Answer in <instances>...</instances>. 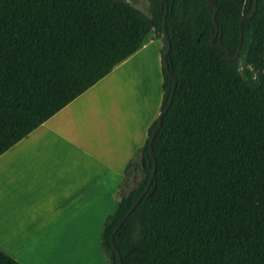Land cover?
I'll list each match as a JSON object with an SVG mask.
<instances>
[{
    "label": "trees",
    "instance_id": "trees-1",
    "mask_svg": "<svg viewBox=\"0 0 264 264\" xmlns=\"http://www.w3.org/2000/svg\"><path fill=\"white\" fill-rule=\"evenodd\" d=\"M146 14L128 1L0 0V156L135 54L154 32L168 49L161 0ZM166 27L177 79L172 105L129 162L117 211L104 225L107 264H264V0L243 24L239 59L211 45L208 0H167ZM215 44L234 57L240 20L255 0H213ZM163 64V112L173 80ZM141 170L134 187L131 171ZM115 256V258L113 257ZM0 264H21L0 250Z\"/></svg>",
    "mask_w": 264,
    "mask_h": 264
},
{
    "label": "crops",
    "instance_id": "crops-1",
    "mask_svg": "<svg viewBox=\"0 0 264 264\" xmlns=\"http://www.w3.org/2000/svg\"><path fill=\"white\" fill-rule=\"evenodd\" d=\"M147 37L107 77L0 156V250L17 262L86 264L96 251L94 263L105 264L98 247L105 222L118 209L127 166L145 146L163 102L162 95L125 151L123 120L107 107L124 95L109 82L146 50Z\"/></svg>",
    "mask_w": 264,
    "mask_h": 264
},
{
    "label": "rangeland",
    "instance_id": "rangeland-1",
    "mask_svg": "<svg viewBox=\"0 0 264 264\" xmlns=\"http://www.w3.org/2000/svg\"><path fill=\"white\" fill-rule=\"evenodd\" d=\"M127 1L144 13H149V2L147 0ZM147 39L146 50L134 62L131 61L125 65L109 82V84H114L117 87L119 94L124 95L121 99H117L116 103H112L113 107H107L110 112H113L114 109V114L116 113L123 120L121 136L124 135L123 145L125 151L128 144L135 146L137 139L143 134L145 123L149 120L150 115L155 114L157 110L155 108L159 106L162 95H164L163 43L162 41H157L152 33L148 35ZM151 40L155 42L153 45L150 43ZM107 90L109 93V89ZM141 176L140 169L137 172L132 170L129 181L125 186L134 187L140 181ZM98 247L104 257L105 264H107L101 238ZM93 250H95L94 246L92 247ZM95 252L91 253L90 261L86 259V264H95Z\"/></svg>",
    "mask_w": 264,
    "mask_h": 264
},
{
    "label": "water",
    "instance_id": "water-1",
    "mask_svg": "<svg viewBox=\"0 0 264 264\" xmlns=\"http://www.w3.org/2000/svg\"><path fill=\"white\" fill-rule=\"evenodd\" d=\"M116 1H127V0H116ZM161 1H162V6H163V8L165 10V15H164V33H165V38L167 40V45H168V49H167L166 53L163 55V64L165 66V69L170 74L168 56H169V54L171 52L172 45H171V40H170L169 35H168V31H167V27H166V21H167V17L169 15V12H170V8L171 7H170V5H169V3H168L167 0H161ZM212 1L213 0H208L207 1V7H208V9L214 11L213 21H214L215 28H216L215 35L211 39V45L214 48H220L223 51H225V53H226V61L227 62L231 63V62L237 61L239 59L240 52H241V47H242L243 40H244L243 24H244V22L252 19L254 17V15L256 14L257 7H258V0H255V5H254V8H253V11H252L251 15L244 16L240 20V44H239L238 52H237V54L234 57H232L231 51L226 46L221 45V44H215V40H216L218 34L220 33V35H222V30L220 29V27H219V25L217 23V20H216L219 9H218V7L216 5H214L212 3ZM232 1H234L235 3H243L244 2V0H232ZM170 77L173 80V88H172V92H171V96H170V102H169L168 106L166 107V109L163 112L160 113V115H159V125L153 131V133L151 135V138H150L149 154H148L147 157H150L152 159H154L153 142H154V140H155V138L157 136V133L161 130V128L163 126V118H164L165 114L169 111V109H170V107L172 105L173 97H174V94H175V89H176V86H177V79L175 77L171 76V74H170ZM155 173H156V164H155L154 171H153V174L151 176V179L149 181V184H148L147 188L145 189V191L143 192V194L139 197V199L134 204V206L129 211V213L124 217L123 221L121 222V224L119 225V227L115 230V232L112 235V238H111L112 245H113L114 249L117 251V255L119 257L120 264H123V262H122V258H121V253L118 250L117 245L115 243V235L118 232V230L120 229V227L127 221V219L130 217V215L134 212V210L137 208V206L142 202V200L144 199V197H146V196L147 197H150L152 195V193H153L152 186H153L154 179H155ZM113 257L115 258V256H113Z\"/></svg>",
    "mask_w": 264,
    "mask_h": 264
},
{
    "label": "flooded vegetation",
    "instance_id": "flooded-vegetation-1",
    "mask_svg": "<svg viewBox=\"0 0 264 264\" xmlns=\"http://www.w3.org/2000/svg\"><path fill=\"white\" fill-rule=\"evenodd\" d=\"M245 1V0H244Z\"/></svg>",
    "mask_w": 264,
    "mask_h": 264
}]
</instances>
